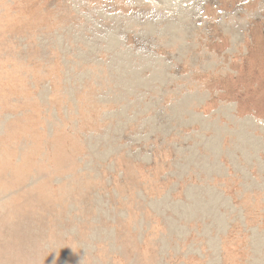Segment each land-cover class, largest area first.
I'll list each match as a JSON object with an SVG mask.
<instances>
[{"label": "rangeland", "instance_id": "rangeland-1", "mask_svg": "<svg viewBox=\"0 0 264 264\" xmlns=\"http://www.w3.org/2000/svg\"><path fill=\"white\" fill-rule=\"evenodd\" d=\"M0 264H264V0H0Z\"/></svg>", "mask_w": 264, "mask_h": 264}]
</instances>
